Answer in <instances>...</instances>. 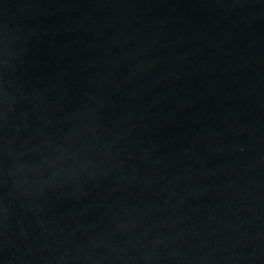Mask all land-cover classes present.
Masks as SVG:
<instances>
[{
  "label": "water",
  "instance_id": "water-1",
  "mask_svg": "<svg viewBox=\"0 0 264 264\" xmlns=\"http://www.w3.org/2000/svg\"><path fill=\"white\" fill-rule=\"evenodd\" d=\"M0 264H264V0H0Z\"/></svg>",
  "mask_w": 264,
  "mask_h": 264
}]
</instances>
